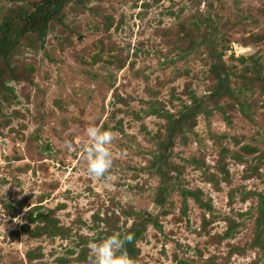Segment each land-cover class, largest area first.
I'll return each mask as SVG.
<instances>
[{
  "label": "rangeland",
  "instance_id": "374dc122",
  "mask_svg": "<svg viewBox=\"0 0 264 264\" xmlns=\"http://www.w3.org/2000/svg\"><path fill=\"white\" fill-rule=\"evenodd\" d=\"M46 1L0 0V264L117 234L135 264H264V0ZM89 126L116 134L100 180Z\"/></svg>",
  "mask_w": 264,
  "mask_h": 264
},
{
  "label": "clouds",
  "instance_id": "9594fccd",
  "mask_svg": "<svg viewBox=\"0 0 264 264\" xmlns=\"http://www.w3.org/2000/svg\"><path fill=\"white\" fill-rule=\"evenodd\" d=\"M86 136L83 158L87 163V172L95 179H104L113 167L110 146L116 139V134L110 130L89 126L86 129ZM7 220L5 209L0 208V237H6ZM133 239V234H126L123 237L117 234L98 244L93 243L90 245L87 264H135V260L125 251L126 244L131 243Z\"/></svg>",
  "mask_w": 264,
  "mask_h": 264
},
{
  "label": "trees",
  "instance_id": "16d2710c",
  "mask_svg": "<svg viewBox=\"0 0 264 264\" xmlns=\"http://www.w3.org/2000/svg\"><path fill=\"white\" fill-rule=\"evenodd\" d=\"M52 4H53V8L57 9L61 6L62 2H60L59 0H51ZM49 6V0H47L45 3L42 4L41 6V12H45V10H47ZM44 18L42 19L41 23H40V27H42L40 29V31H44V29L46 28V23H47V17L46 15L43 16ZM9 24V25H8ZM17 25V21L11 20L8 22H5V24L1 25L0 27V55H6L8 54L9 50L12 49L15 45V37H13V35L15 36V34H17L20 29H18ZM13 31V32H12ZM40 34V33H39ZM222 83V79H220L219 84ZM218 91H216L217 94ZM200 107V103L195 100L192 106L187 107L186 112L180 117L179 120H177V124H180L182 122H184L188 117H191L194 113L198 112V108ZM175 122L172 123L171 127H170V131H172V129L174 128V126H178L176 125Z\"/></svg>",
  "mask_w": 264,
  "mask_h": 264
}]
</instances>
